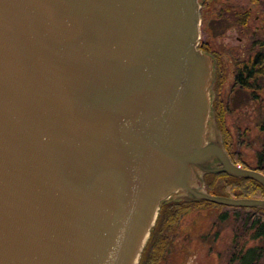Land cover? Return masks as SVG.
<instances>
[{"label": "water", "instance_id": "obj_1", "mask_svg": "<svg viewBox=\"0 0 264 264\" xmlns=\"http://www.w3.org/2000/svg\"><path fill=\"white\" fill-rule=\"evenodd\" d=\"M204 0H0V264H139L161 204L258 182L220 142ZM202 175V176H201Z\"/></svg>", "mask_w": 264, "mask_h": 264}, {"label": "rangeland", "instance_id": "obj_2", "mask_svg": "<svg viewBox=\"0 0 264 264\" xmlns=\"http://www.w3.org/2000/svg\"><path fill=\"white\" fill-rule=\"evenodd\" d=\"M220 4L227 5L235 15L229 14V21L223 19L213 25L207 24L206 27L201 24L200 43L208 41L211 53L216 54L219 61L216 62L211 55L215 62L216 77L210 92H215L216 79L222 74V97L230 107V113L225 115L226 130L234 141L242 139L243 144L239 147L242 158L249 166L248 169H254L259 157L264 158V80L257 81L258 87L252 90L234 91L233 71L237 70L236 65L241 59L245 61L253 55L257 50L254 45L258 46V42L264 39V0H219L217 7ZM241 15H247L246 22L241 19ZM204 28L207 29V35L202 34ZM220 133L224 139L218 124L216 127L210 121L208 141H222ZM215 215L213 212L193 213L186 218L184 228L194 233L185 244L191 248L192 254L185 263L181 260L183 255H180L177 264H240L238 259H233L236 231L234 219L219 222ZM242 243L246 249L264 247V240H253L251 234L242 238ZM258 264H264V252Z\"/></svg>", "mask_w": 264, "mask_h": 264}, {"label": "trees", "instance_id": "obj_3", "mask_svg": "<svg viewBox=\"0 0 264 264\" xmlns=\"http://www.w3.org/2000/svg\"><path fill=\"white\" fill-rule=\"evenodd\" d=\"M264 40V39H263ZM261 50L250 60L249 63H237L235 76V88L239 90L254 89L258 77L264 79V69H258L264 63V42L260 43ZM215 109V119L218 128L224 134L225 149L236 165L248 169L249 166L242 158L239 147L242 146V139L234 141L225 125L224 114L220 117ZM225 113V110L222 109ZM259 157L256 170L264 174V158ZM254 169V170H255ZM205 188L210 195L227 198H248L263 200L264 187L258 182L237 178L224 173L207 174L205 176ZM222 184V185H221ZM215 213L219 222L233 218L235 222V235L233 238L234 257L240 264H258L261 261L264 247L245 248V244H240L242 238L251 234L253 240H264V209L231 207L206 201H179L164 202L161 204L158 220L151 232L150 239L142 253L139 264H177L179 256L183 255L182 261L185 263L191 256L192 251L187 241L192 239L194 234L189 229L184 228L186 218L193 213ZM192 230V229H191Z\"/></svg>", "mask_w": 264, "mask_h": 264}, {"label": "flooded vegetation", "instance_id": "obj_4", "mask_svg": "<svg viewBox=\"0 0 264 264\" xmlns=\"http://www.w3.org/2000/svg\"><path fill=\"white\" fill-rule=\"evenodd\" d=\"M218 1L219 0H204V3L202 5V9H201L202 27L203 26L206 27L205 25H207V24L213 25L216 22H220L223 19H226V20L229 21V19H230V18L228 19L229 14L235 15L234 12H230L231 10L229 9V7L227 5L223 6L222 4H220V6L217 7ZM246 17H247V15H245V16L241 15V19H244V21H245ZM203 33H204V35H207L208 34L207 33V29L204 28L202 30V34ZM253 35H255V34H253ZM263 42H264V40L262 39L261 41L258 42V46L257 45H254V46L257 47V50L253 53L252 56L250 55V57L247 60L242 61V59H241L240 63L241 64L249 63L250 60L256 55V53L261 50L260 49L261 48L260 43H263ZM253 43H255V40H253ZM209 45H210L209 42L204 40L203 42L200 43V48L204 52L212 55L214 57V59H216V62H217L218 61L217 55L211 53L210 48H209L210 47ZM256 47H254L253 49L255 50ZM218 63H219V61H218ZM258 69L263 70L264 69V63H262L260 66H258ZM233 74H234L233 90L236 91V90H239V89L235 88L236 70L233 71ZM221 77H222V74H220V76L217 77V79H216V83H215L216 85H215V90H214L215 91L214 92L215 93V99H214V104L213 105H215V103H216L217 104L216 105V111H217L218 115L221 117L224 114V117H225V115L228 112L230 113V107H229V104L228 103L224 102L223 97H222V90H223L224 84H222V81H221L222 78ZM261 77L263 78V75H261ZM262 78H259L258 77V81L259 82H262L264 80ZM254 87H258V86H254ZM257 89H260V87L257 88ZM249 90H252V89H249ZM254 97L258 98V96H255V94H254ZM222 109L225 110V113L222 112ZM214 113H215V109H214ZM215 116H216V114H215ZM225 123H226V121H225ZM223 144L226 147L225 140L224 139H223ZM237 166L240 169H244V167H242L240 165H237ZM254 169H252V170H254ZM224 174H226V173H224ZM224 207H226V206H224ZM227 208H231V207H227Z\"/></svg>", "mask_w": 264, "mask_h": 264}]
</instances>
